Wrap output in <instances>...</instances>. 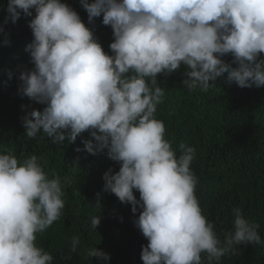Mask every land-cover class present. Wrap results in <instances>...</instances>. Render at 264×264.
<instances>
[{
    "label": "clouds",
    "instance_id": "1",
    "mask_svg": "<svg viewBox=\"0 0 264 264\" xmlns=\"http://www.w3.org/2000/svg\"><path fill=\"white\" fill-rule=\"evenodd\" d=\"M80 2L89 24L102 16L103 25L111 26V54L63 0H8L5 23L21 14L33 17L27 50L34 67L20 73V93L45 105L22 118L26 135L35 138L43 131L52 143L66 137L71 143L87 132L93 138L83 141L87 152L108 150L120 167L104 173L95 204L102 208L108 192L131 204L132 213L141 209L134 224L148 241L143 264H202V254L212 264L235 254L238 245L260 243V225L240 208L233 209V230L218 236L195 194L196 149L184 143L174 149L155 114L165 96L158 75L181 66L189 90L207 91L226 74L232 89L262 91L264 0ZM248 99L252 120L257 106ZM64 195L61 177L49 178L35 155L21 161L11 151L0 152V264H53L36 240L67 215ZM100 221V215L93 217L92 228ZM79 245L80 237L73 236L71 252ZM87 257L110 260L97 247L87 249Z\"/></svg>",
    "mask_w": 264,
    "mask_h": 264
},
{
    "label": "trees",
    "instance_id": "2",
    "mask_svg": "<svg viewBox=\"0 0 264 264\" xmlns=\"http://www.w3.org/2000/svg\"><path fill=\"white\" fill-rule=\"evenodd\" d=\"M63 2L79 13L111 54L113 30L103 25L102 16L89 24L80 0ZM7 5L8 0H0V152L11 151L21 161L35 155L49 178L53 173L61 177L68 202L67 215L61 217L60 224L56 221L43 234H37V245L53 256V264H143L142 247L148 241L134 224L141 209L132 213L131 204L121 203L108 192L101 200L102 208L95 204L98 190L105 185L104 173L120 167L109 158L108 150L87 152L83 141L93 139L87 132L71 143L67 137L61 143H52L43 131L35 138L26 135L22 118L45 107L20 93V73L34 67L27 50L33 39L29 27L33 17L21 14L15 23L10 19L5 23ZM223 59L232 61L229 56ZM225 77H218L207 91H202L184 86L183 66L170 75H158L165 96L155 115L163 121L165 137L174 149L181 143L196 149L191 165L199 180L195 194L218 236L223 239L225 232L233 230L235 208L260 225V243L238 245L235 254H226L212 264H264V86L262 91L235 90L228 87ZM249 96L257 106L252 120ZM134 194L139 199V192ZM99 215L101 221L95 230L91 221ZM73 236L80 237L75 253L70 250ZM92 247L108 253L110 260L87 257V249ZM202 264H208L206 254H202Z\"/></svg>",
    "mask_w": 264,
    "mask_h": 264
}]
</instances>
